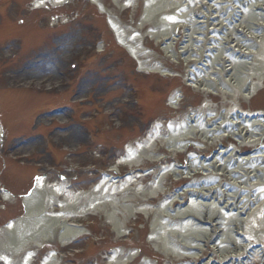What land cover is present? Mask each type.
Listing matches in <instances>:
<instances>
[{"label": "bare ground", "instance_id": "bare-ground-1", "mask_svg": "<svg viewBox=\"0 0 264 264\" xmlns=\"http://www.w3.org/2000/svg\"><path fill=\"white\" fill-rule=\"evenodd\" d=\"M61 1L41 0L37 4L59 5ZM116 2L126 9L132 4L130 0ZM145 2L142 22L153 24L150 37L157 41L160 38L172 41L163 51L174 61L178 55L186 67L193 69L192 65H196L194 71L189 70L187 75L191 88L206 95H217L223 91L226 93L224 98L234 101L233 104L241 102L234 96L237 93L242 94L241 99L249 101L263 91L264 0ZM178 7L181 9L177 15L169 14ZM103 8L100 9L107 12ZM162 14L165 15L159 17ZM111 21L117 42L136 60L140 72L146 69L153 71L147 65V55L142 48L139 49V46L144 48V43L139 45L144 37L129 38L115 19ZM176 29L177 34L174 33ZM183 29L180 40L183 39L181 43H176L179 51L176 52L174 42L178 41L179 30ZM51 59L52 56L47 57L43 64H48ZM226 108L222 112L204 108L201 116L190 115L171 122L169 126L173 128V133L168 127L170 135L167 137L160 133L161 127L156 128L148 138H144L142 145L130 153L132 157L126 162L138 165L153 157L151 151L157 142L162 148L167 146L170 153L182 152L188 144L196 143L198 151L189 157L185 167H159L160 173L152 184L136 193L141 200L142 195L151 197L157 191L161 192V184L170 175L177 182L192 181L177 191L169 204L161 207L159 218L151 207L135 199L136 190H132L130 184L134 186L136 180L122 185L121 194L118 193L120 190L116 192V188H105V183L86 194L72 193L58 185L46 187L43 182H36L29 195L23 197L24 215L0 230V262L29 264L30 255L25 252L31 251L32 245L41 244L42 235L51 224L59 226L57 236L64 243L73 237L80 238L90 230L83 231L79 225L71 223H78L79 219L98 212L100 208L106 210L108 204L96 198L100 191L107 192V200L116 195L125 196L129 191L133 193L127 197L133 198L131 202L136 200L135 206L130 203L133 215L143 213L152 214V217L154 214L150 243L169 257L170 264H264V111L249 113L233 111L234 107ZM174 130H178V134H174ZM79 137L73 131L68 134L67 141H76ZM228 141L234 143L226 146ZM224 143L211 159L208 160L205 155L198 158L197 154H206L204 152L210 146ZM134 178L139 181L145 179L141 175ZM170 205L171 213L168 212ZM116 210L119 208L111 209ZM163 217L168 221H163ZM170 221L173 226L168 225ZM111 222L119 237H123V232L127 230L126 221L117 219ZM44 242L49 243L47 240ZM54 253L51 252L42 264H53ZM23 257L25 259L21 261ZM118 257L120 253L114 252L110 264L128 263Z\"/></svg>", "mask_w": 264, "mask_h": 264}, {"label": "rangeland", "instance_id": "rangeland-1", "mask_svg": "<svg viewBox=\"0 0 264 264\" xmlns=\"http://www.w3.org/2000/svg\"><path fill=\"white\" fill-rule=\"evenodd\" d=\"M39 1L0 0V102L4 100L5 103L6 117L3 119V124L10 127L11 132L8 133L3 148L0 147V153L15 160L12 163L7 162L4 168L0 164V184L13 194V197L10 196L9 200L2 203L3 195L0 193V230L9 220L22 217L25 213L22 196L32 186L31 178L35 172L32 170H28L26 172L28 174L21 172L18 169L19 163H29L35 167L53 165L60 169V174L69 179L71 192L87 194L100 184V179L96 172L86 173L81 170L87 167L89 169L97 167L98 171L109 170L121 156H126L128 146L141 142L156 123L168 126V123L182 119L185 115H192L191 111L200 112L208 106L220 112L224 107L228 109L240 107L246 112L258 111V109L264 111V88L251 101L243 100L240 105L235 106L234 101L224 97L206 102L202 93L188 89L186 77L163 79L160 77L161 74L142 75L137 69L135 60L116 44L105 17L100 16L95 6L89 3L81 5L77 0H68L67 4L53 9L51 6L36 7ZM100 2L108 8L112 18L120 24L129 38L144 37L139 45L144 43L145 48L139 46V49L143 48L145 53L149 54L147 56L153 61L151 65L162 64L159 68L164 72L168 68L166 61L162 59L159 50L153 48V39L149 35V30L153 26L149 23L141 27L138 32L142 14H132L130 9L123 11V7H120L115 0H100ZM73 12H77L79 17L68 24L60 25L62 17L69 18ZM101 38H104L106 50L102 56L92 58L96 44ZM175 49L179 52L176 47ZM49 56H52L51 61L46 65L43 64ZM70 61L78 66L81 65V61L84 64L77 71L71 87L66 88L62 87L56 71H63ZM179 62L183 64V61ZM175 68L178 69V66ZM179 69L190 70V68L184 69V66L183 69L182 67ZM167 72H171V68ZM15 85L22 87L30 85L35 89H41L39 95L12 94L6 99L5 94L10 92L8 88ZM5 91L7 92L3 93ZM178 93L182 95L183 100L178 110H175L172 106ZM68 100L70 105L79 108L72 121L74 124L72 129L80 132V126L84 124L83 119L91 113L98 114L94 123L90 125L97 135L96 145L88 147L82 137L76 141H67V136L72 130L70 127H65L69 122L65 113L42 115L46 110L67 103ZM82 100L87 101L88 104L77 106ZM136 102H139V106ZM33 117H36L35 123L32 122ZM28 123L29 126L34 124L30 132H27ZM61 128L66 129L61 130ZM53 133L51 152L56 153L57 160L51 158L49 151H42L38 139L40 135ZM229 145L231 143L228 142L226 146ZM220 148H222L220 145H216L215 149L208 152L207 159H211L215 151H219ZM185 161L187 162V157ZM68 165L75 170L69 171ZM142 167H146V164ZM128 168L132 166L126 165L123 170L126 172ZM36 171L39 175L40 171ZM43 178L44 183L48 185L52 181L59 183L54 174L51 178L49 175ZM150 181L146 179L142 183H135L132 187V190H136L135 199L142 201V204L147 203L148 197L142 195L140 200V195L136 193L140 192L142 187L148 188L151 185ZM189 181H186V185H189ZM181 189L179 188V191ZM132 193L128 191L125 196L117 195V198L113 197L111 200H107L105 195L99 193L100 196L97 197L98 194L96 198L108 204L104 219L99 215L97 217L88 215L78 220L82 223L86 219L85 222L92 227L90 231L92 236L88 237L89 239L85 236L65 247L56 241L52 243L51 248L46 247L37 252L32 264H41L50 250L59 251L64 255L62 264H99L103 261V264H110L108 259L111 249H117L122 254L121 261H124L126 257L123 253L129 251L124 247L128 242L135 246L132 249H141L143 252L138 264L143 262L155 264V261L162 264L160 260H163L164 264L167 263L164 253L157 252L159 249L149 242L150 232L154 229L153 222L149 221V225L143 227L145 220L138 214H132L133 207L130 203L135 206L136 200L131 202L133 198L127 197ZM113 207H118L119 210L111 211ZM117 219L126 221L128 227H131V231L124 234L123 238H119V234L114 233L110 227L111 220ZM138 252L135 251L134 254ZM104 256H107V261L103 259Z\"/></svg>", "mask_w": 264, "mask_h": 264}]
</instances>
